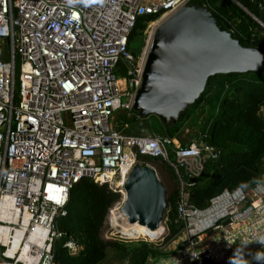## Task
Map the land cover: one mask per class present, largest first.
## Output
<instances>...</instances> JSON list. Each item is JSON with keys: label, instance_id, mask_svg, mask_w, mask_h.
Masks as SVG:
<instances>
[{"label": "built area", "instance_id": "built-area-1", "mask_svg": "<svg viewBox=\"0 0 264 264\" xmlns=\"http://www.w3.org/2000/svg\"><path fill=\"white\" fill-rule=\"evenodd\" d=\"M190 4L0 0V42L10 46L9 60L0 57V264H53V243L62 237L55 218L64 214L70 189L83 178L108 184L119 194L112 207L121 212L124 184L133 166L141 163L139 157L161 158L174 170L181 187L177 213L185 245L192 246L210 230L224 232L220 243L231 244L247 230L252 236L244 242V252L251 246L264 249L260 184L248 191L224 190L204 209L188 200L185 186L195 182L185 179L200 176L205 157L217 158V148L204 140L175 147L169 137L125 135L111 124L113 112L132 109L156 28ZM141 16L155 19L136 59L128 38ZM121 62L122 77L117 75ZM63 247L71 255L82 248L72 237ZM229 250L234 249L227 245L219 252L193 251L187 264L224 262Z\"/></svg>", "mask_w": 264, "mask_h": 264}, {"label": "trees", "instance_id": "trees-1", "mask_svg": "<svg viewBox=\"0 0 264 264\" xmlns=\"http://www.w3.org/2000/svg\"><path fill=\"white\" fill-rule=\"evenodd\" d=\"M205 6L231 35L245 47L264 51V0H191ZM153 16L138 17L128 38H138L133 52L138 59L143 51L148 25ZM8 41L0 42V57L9 60ZM264 71L216 74L207 79L203 92L180 116L176 124H164L156 116H148L146 129L149 136L169 137L173 146L201 145L203 140L219 150L217 158L205 157L200 176L185 182L189 202L197 208H206L210 200L224 190L237 187L245 191L264 180ZM127 123L119 121L116 130L125 135H141L143 118L134 113L125 116ZM172 146V147H173ZM172 153V152H171ZM139 162L155 165L171 182L166 187L168 208L165 212L166 233L160 240L152 238H124L118 235L102 236L105 218L119 194L108 184H97L83 178L69 191L64 214L54 224L62 237L52 247L53 264H145L148 257L159 260L179 250L165 248L183 230L177 213L181 187L174 170L161 158L139 157ZM165 168V169H163ZM68 237L75 239L81 250L71 255L63 247ZM204 264H264V249L258 257L250 252L229 250L224 262L203 259Z\"/></svg>", "mask_w": 264, "mask_h": 264}, {"label": "water", "instance_id": "water-1", "mask_svg": "<svg viewBox=\"0 0 264 264\" xmlns=\"http://www.w3.org/2000/svg\"><path fill=\"white\" fill-rule=\"evenodd\" d=\"M264 71V51L242 46L205 6H184L155 30L146 57L142 85L132 109L142 120L154 115L176 124L216 74ZM121 212L126 222L155 231L168 208L166 189L154 168L136 163L125 184ZM229 223L222 222L223 226ZM145 264H160L148 257Z\"/></svg>", "mask_w": 264, "mask_h": 264}, {"label": "rangeland", "instance_id": "rangeland-1", "mask_svg": "<svg viewBox=\"0 0 264 264\" xmlns=\"http://www.w3.org/2000/svg\"><path fill=\"white\" fill-rule=\"evenodd\" d=\"M137 46H138V38L136 37L135 40H133L131 42L130 51L133 53L135 51V49H137ZM117 75L120 76V77L125 76L122 62L120 63V65L117 68ZM134 113H136V112L133 111V109H131V110L119 109V110H117V111H115V112H113L111 114V124L115 127V126H117V124L119 123V121H121L123 124L124 123H127L128 121L124 117L125 116H131ZM146 134H148V132ZM141 163L142 164H150V165H152L155 168L159 179L162 180V181H164V183L167 186V188L170 187L171 182L169 181V179L164 174L160 173L159 170L156 169L155 165H153L151 163H147V162L146 163L141 162ZM163 169H165V168H163ZM113 208L114 207L111 206L110 209H113ZM119 223L125 225L128 228H132L134 226V225L127 224L125 222V220L124 221L120 220ZM166 229H167L166 228V219H164V221L161 223L160 231L157 233L155 239H152V240H155V241L160 240L164 236V234L166 233ZM110 234H112V235H118V236H121V237H124V238H131V239H138V238H144V237H147V238L149 237L150 238V236L145 235L143 233H141V234H139L137 236H127V235H124L118 229V227H116L114 225L112 219H110V213L108 211V214H107V216L105 218L104 227H103V230H102V236L104 238H106ZM222 235H223V232H220V231H217V230H210V231H207V232L203 233L200 237L203 238L204 240H206L208 243H214ZM178 238H183V234L179 235L176 239H178ZM171 243L168 246H171ZM175 246H172V248L175 247ZM178 246L182 248V246L180 244H178L176 247H178ZM167 248H165V251L167 250ZM103 264H105V262Z\"/></svg>", "mask_w": 264, "mask_h": 264}, {"label": "crops", "instance_id": "crops-1", "mask_svg": "<svg viewBox=\"0 0 264 264\" xmlns=\"http://www.w3.org/2000/svg\"><path fill=\"white\" fill-rule=\"evenodd\" d=\"M114 128H116V127H114ZM263 184H264V180L260 183L259 187L261 186V188H263V190H264V185ZM250 194L254 195L252 193V191H250ZM247 224H248V221L247 222H243V224H241L239 226V229L236 232H239L243 228L245 229ZM254 227H256V226H254ZM233 231H235V229ZM223 234H224V232H223ZM250 236H252V234L249 233L247 230L245 232L243 231L237 236V238H234L231 241V244H229V243L225 244L224 242L220 243V241L223 239L222 238L223 236H221L214 243H208L206 240H204L203 238L199 237V238H196L192 242L193 243L192 246L184 244V237L183 238H178V239H176L177 241L174 240L171 243V246H168V248L166 247L167 248L166 251L174 250L178 244H180L182 246V248H180L179 250H177L176 252L171 254L169 257L164 258V259H159L158 261H159L160 264H187L188 262H190L189 255L193 251H196V252L200 253V252H202V251H204V250H206L208 248H214V252H219V251L225 249L227 245H230L235 251L244 252L245 251L244 245H245V243H248L247 239ZM216 243H219L218 247L215 246ZM172 246H175V247L172 248ZM249 248H250L249 252L251 254H255L257 257L260 255V251H258L257 250L258 248H256L255 246H251Z\"/></svg>", "mask_w": 264, "mask_h": 264}, {"label": "bare ground", "instance_id": "bare-ground-1", "mask_svg": "<svg viewBox=\"0 0 264 264\" xmlns=\"http://www.w3.org/2000/svg\"><path fill=\"white\" fill-rule=\"evenodd\" d=\"M149 51V50H148ZM148 55V52H147ZM120 185V184H119ZM264 185V184H263ZM110 213V219H112L114 225L116 227H118V229L127 236H137L141 233L150 236V238L155 239L157 233L160 231V226L158 227V229H156L155 231H151L147 228L138 226L137 224H134V226L132 228H128L123 224H120L119 221L125 220L124 215L122 214V212H120L117 208H113L109 210ZM126 222V220H125ZM127 223V222H126ZM128 224V223H127ZM131 225V224H130Z\"/></svg>", "mask_w": 264, "mask_h": 264}]
</instances>
